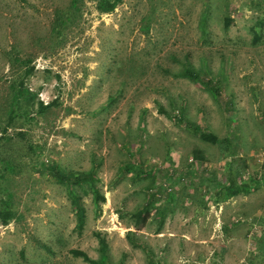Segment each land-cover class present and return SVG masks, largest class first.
<instances>
[{
  "label": "rangeland",
  "instance_id": "374dc122",
  "mask_svg": "<svg viewBox=\"0 0 264 264\" xmlns=\"http://www.w3.org/2000/svg\"><path fill=\"white\" fill-rule=\"evenodd\" d=\"M2 201L0 264H264V0H0Z\"/></svg>",
  "mask_w": 264,
  "mask_h": 264
},
{
  "label": "trees",
  "instance_id": "16d2710c",
  "mask_svg": "<svg viewBox=\"0 0 264 264\" xmlns=\"http://www.w3.org/2000/svg\"><path fill=\"white\" fill-rule=\"evenodd\" d=\"M96 4V9L102 13H109L114 10L117 4L121 2V0H92ZM226 27L228 24L225 25ZM183 77H188L192 80L199 81V77L195 71L190 68L184 69L181 72ZM207 89L211 90L212 93H217V88L213 85L212 81H207L202 84ZM195 133L198 134L199 138L206 142L213 145H222L227 147L229 144L228 138H219L213 133L201 131L199 128H194ZM232 154H228L226 157L227 163L229 159L232 157ZM192 157L195 161H203L204 154L203 151L199 148H194L192 151ZM50 175L56 179L59 183L65 184L69 187V194H70V201L74 208V213L76 217V227L81 229L84 225L85 221V209L81 205L80 197L71 189L72 184H82V183H89L92 189L93 201L97 204L99 201H104V197L99 194L97 190H95V180H94V169H90L86 172H64L59 169L57 166H51L49 168ZM224 187L227 190L228 196H235L240 193H247L249 192V186L247 185H239L235 182L233 176H229L227 182L225 183ZM147 207L143 212H139L135 215V222H140L142 225L148 218V213L146 211ZM144 213V214H143ZM13 218L12 211L7 205V201H2L0 206V222L3 225H6L10 219ZM139 227H137L138 229ZM98 243H99V253L100 257L97 260L91 259L88 255L82 250H71V254L75 257H81L84 261L88 262L89 264H112L107 262V245L104 238L101 236H97ZM133 246L142 247V245L134 240H130ZM148 253V257H150L151 264H160L158 260L154 259L152 252L148 249H145Z\"/></svg>",
  "mask_w": 264,
  "mask_h": 264
}]
</instances>
